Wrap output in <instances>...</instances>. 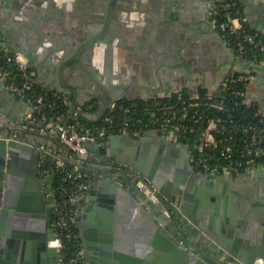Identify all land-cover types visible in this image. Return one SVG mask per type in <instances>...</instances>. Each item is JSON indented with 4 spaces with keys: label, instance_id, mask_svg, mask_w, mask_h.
I'll list each match as a JSON object with an SVG mask.
<instances>
[{
    "label": "water",
    "instance_id": "obj_1",
    "mask_svg": "<svg viewBox=\"0 0 264 264\" xmlns=\"http://www.w3.org/2000/svg\"><path fill=\"white\" fill-rule=\"evenodd\" d=\"M115 6L116 0H109L104 16L91 21L88 38L60 62L59 83L69 91L70 120L97 123L123 99L124 86L102 85L109 96L98 110L76 113L79 91L65 78V67L80 62L82 52L109 32ZM10 46L25 54L22 48ZM17 99L29 107L28 113L35 111L31 103ZM6 131L11 132L9 137ZM24 131L0 128V264H59L63 255L52 244L56 221L50 222L48 234L43 223L44 211L55 209L57 203V157L46 148L45 139ZM83 144L92 153L93 179L74 221L84 239L85 264H259L264 260V195L231 186V179L223 174L196 170L186 144L158 133H115ZM120 163L133 166L152 183L184 227L167 218L162 202L149 200L134 181L115 170ZM189 235L195 244L187 240Z\"/></svg>",
    "mask_w": 264,
    "mask_h": 264
},
{
    "label": "crops",
    "instance_id": "obj_2",
    "mask_svg": "<svg viewBox=\"0 0 264 264\" xmlns=\"http://www.w3.org/2000/svg\"><path fill=\"white\" fill-rule=\"evenodd\" d=\"M107 2L0 0L4 48L13 51L10 43L22 48L38 83L65 95L68 110L69 91L59 83L60 62L64 56H72L88 38L91 21L104 16ZM239 2L249 28L264 34V0ZM214 5L212 0H119L109 33L82 52L81 63L65 67V78L79 91L76 105L95 100L91 106L96 104L97 109L89 111L96 112L109 96L103 86L114 85L124 86L122 100H149L183 90L197 91L200 87L215 94L230 75L238 72L249 80L245 100L258 103L264 113V61L258 63L237 54L207 13ZM2 84L6 87L0 78V128L22 130L28 123L30 109L18 97L10 96ZM41 128L34 126L24 132L36 136L37 140L45 139L47 147L58 146L65 151L64 146L57 143L53 129L43 132ZM155 133L162 135L154 129L142 135ZM223 175L231 179V186L264 195V166L239 175L229 172ZM76 226L85 264L84 239ZM187 240L195 244L190 235ZM200 246L198 248H203ZM151 252L155 254L154 250Z\"/></svg>",
    "mask_w": 264,
    "mask_h": 264
},
{
    "label": "built area",
    "instance_id": "obj_3",
    "mask_svg": "<svg viewBox=\"0 0 264 264\" xmlns=\"http://www.w3.org/2000/svg\"><path fill=\"white\" fill-rule=\"evenodd\" d=\"M220 10L225 12V17L219 22L216 18V14H218ZM209 16L219 31L228 30L231 34L235 35L237 38L239 56H242V54L248 50L247 45L258 47L264 51V39L259 37L257 32H251L247 29L246 19L240 7L239 0H215V5L209 10ZM3 40L4 37L0 29V78L13 95L31 103L35 109L34 112L28 113V124H24L23 129L28 131L29 129H33L32 123L51 121L53 124H47L48 126L42 124V126H45L44 128L42 127L43 132H48L47 128L53 129L54 137H56L65 148V152L62 154L57 149L46 147L57 157L56 168H63L66 165V161L71 159L72 168L68 171L67 176L75 183L76 188L72 191L65 190L67 195L66 199L63 200L64 205L57 200L55 205V212L57 215L55 239L52 241V244L56 246L63 255L59 260V264H83V255L81 251L75 252L74 256L67 258L64 241L66 238L72 239L73 237L76 238L79 236V232L77 234L76 230L72 228V219L69 216V211L65 207V204L67 202H72L77 205V208L73 212L74 217L79 207L85 202L87 191L90 186V183L80 181V179L86 176V173L81 169L83 162L89 158L93 159L92 153L83 143L85 141L94 140L97 137L99 139H106L115 133H129L140 136L142 132L146 130H143L142 127L130 130L129 125L131 124V119L124 118L121 121H114V114L104 115L103 119L110 123L117 122L119 126L118 131H109L106 127H86L80 121L67 119L64 115L47 116V114L43 112V106L45 105L44 98L42 96H37L33 99L29 93L35 82L38 81L28 59L21 51H11L4 48ZM3 60L16 66L20 71L22 77L21 84L13 79H9V72ZM227 80L228 78L223 82V87L226 85ZM219 91L215 94L206 93L204 98L209 100L219 94ZM236 93L243 94L241 91H236ZM58 96H62V99L67 103V97L65 95L59 94ZM201 99L202 97L198 91H190L187 96H184V94L180 92L178 94V100L175 103H165L163 106H160V108L163 109V116L157 117V120L160 121L161 126L160 128L153 129L174 142H179L180 136L184 133L195 134L193 147L199 151V156L195 157L193 150H191L187 144L186 145L192 153V164L198 171H202L197 168V166H200L203 167L204 171L202 172L218 174L229 172L232 175H239L243 173V169L248 170L264 166V162H259L257 160V157L264 155V124L251 123L243 127L233 126L232 129H240L245 133L242 148L235 146L234 142L227 138H225L226 142L221 144L219 135L225 133L227 126L221 123V117L208 115V105L211 102H203ZM246 102L252 104L251 102ZM160 103L161 101H156V104ZM116 104L117 102L113 103L109 110H114ZM217 104L222 106L221 102H217ZM128 110L129 108H126V111ZM85 111H89L86 105H76V113ZM36 112L38 115L35 114ZM152 116L155 117L156 113L153 112ZM6 132L9 137L11 132ZM222 159L225 160V164L221 163ZM115 170L122 172L127 178L134 181L135 186L144 192L149 200L155 203L162 202L163 212L167 218L177 225V227H184L182 221L179 223L180 215L170 207L167 200L158 193L154 185L143 178L133 166L120 163L116 166ZM259 264H264V260Z\"/></svg>",
    "mask_w": 264,
    "mask_h": 264
},
{
    "label": "trees",
    "instance_id": "obj_4",
    "mask_svg": "<svg viewBox=\"0 0 264 264\" xmlns=\"http://www.w3.org/2000/svg\"><path fill=\"white\" fill-rule=\"evenodd\" d=\"M241 7V5H240ZM224 11L220 10L218 14H216L217 20L220 22L224 19ZM248 31L251 32H257L249 28L247 25ZM221 34H224L225 37L229 40V42L234 47L237 54H239V49L237 46V38L234 34H231L228 30L227 31H220ZM259 37L264 39V34H261L257 32ZM248 50L242 54V58L249 59L251 61L255 62H261L264 61V51L261 50L258 47H253L252 45H247ZM3 63L6 67V69L9 72V79H13L17 81L18 83H22V77L20 71L17 69L16 66L11 65L6 60H3ZM249 80L246 78V75H243L241 73L236 72L233 75H230L228 77V80L226 81V85L221 88L220 93L216 96L210 98L209 100H206L204 98L206 96V89L205 88H198V92L200 93L203 102H211L208 105V115L213 117H221L222 124H225L227 126L226 131L224 134L219 135L221 144L226 142L227 138L228 140H231L234 142L235 146L242 148L244 144V137L245 133H243L240 129L234 130L232 129L233 126H239L243 127L251 123H257V124H264V113L260 111L259 105L256 102H253L252 104H248L245 100L246 98V92H247V84ZM236 91H241L242 93H236ZM189 90H183L181 91L184 96L189 95ZM31 97L34 99L37 96H42L44 98L45 105L43 106V112L47 114V116H55V115H64L67 119L68 115V105L67 103L62 99V96H58L59 94L56 92H53L51 90H48L47 88L43 87L40 83L35 82L32 89L29 91ZM180 92H175L171 94L170 96H163V97H156L149 100H121L118 101L116 104V108L114 110H108V112L105 114V116L109 114H114V121H121L124 118H130L131 124L129 125L130 130L141 128L143 130L153 129V128H160L161 124L160 121L157 120V117L163 116V109L160 108V106H163V104H173L178 100V94ZM205 99V100H204ZM156 101H161L160 104H156ZM218 103H222V106H220ZM93 103H95V100L89 102V104H86L89 110H96L97 105L91 106ZM216 103V104H215ZM205 106V105H204ZM207 107V106H206ZM126 108H129L128 111H126ZM155 112L156 116H152V113ZM38 115V113H35ZM140 119V120H138ZM83 125L86 127H106L109 131H118L119 126L117 125V122L110 123L106 121L105 119H102L101 121L97 123H88L84 121H80ZM144 132H142L143 134ZM195 138V134L192 133H184L180 136L179 142L187 144L191 150H193L194 156H199V151H197L193 147V142ZM57 140V139H56ZM224 140V141H223ZM57 143L59 141L57 140ZM264 144V143H263ZM52 148L57 149L62 154L65 151L59 150L58 146H53ZM257 160L259 162H264V155L257 157ZM93 162L92 158H89L83 162L82 170L86 173V176H84L80 181L84 183H90L93 179L92 176V165ZM221 163L225 164V160L222 159ZM72 168V162L71 159H68L66 161V165L62 168H56V180H55V190H56V198L57 200L64 205L63 200L66 199L67 191H72L74 188H76L75 183L67 176L68 171ZM199 170H203V167L197 166ZM243 172L247 171V169H243ZM66 208L69 211V216L71 217V224L72 228L76 230V233L78 234V228L75 224V221L73 220V212L77 208V205L73 204L72 202H67L65 204ZM65 254L67 258H70L74 256L75 252H79L81 250V238L80 236H77L76 238H66L65 240Z\"/></svg>",
    "mask_w": 264,
    "mask_h": 264
},
{
    "label": "flooded vegetation",
    "instance_id": "obj_5",
    "mask_svg": "<svg viewBox=\"0 0 264 264\" xmlns=\"http://www.w3.org/2000/svg\"><path fill=\"white\" fill-rule=\"evenodd\" d=\"M118 1L119 0H116V5H117V3H118ZM108 2H109V0H108ZM107 2V3H108ZM211 9V8H210ZM115 10V9H114ZM207 13H209V10H207ZM109 33V32H108ZM107 33V34H108ZM106 34V35H107ZM105 35V36H106ZM104 36V37H105ZM104 37H102V38H104ZM102 38H101V40H102ZM101 40L99 41V42H101ZM95 44H97V43H95ZM178 153V152H177ZM180 156H183L182 154H180ZM186 156V155H185ZM181 162V164H182V166H184V164H185V161L184 160H181L180 161ZM45 178V177H44ZM45 215H44V220H43V223H44V229H45V233L46 234H48L49 233V227H50V222L52 223V224H54V222L56 221V212H55V209H51V208H47L45 211ZM48 264H53L52 262H48Z\"/></svg>",
    "mask_w": 264,
    "mask_h": 264
}]
</instances>
